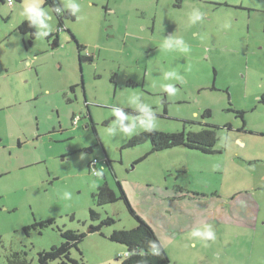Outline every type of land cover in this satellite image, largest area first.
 Segmentation results:
<instances>
[{"label": "rangeland", "instance_id": "obj_1", "mask_svg": "<svg viewBox=\"0 0 264 264\" xmlns=\"http://www.w3.org/2000/svg\"><path fill=\"white\" fill-rule=\"evenodd\" d=\"M24 2L0 0V264L16 255L38 264L65 230L84 235L75 260L122 264L126 247L109 236L137 221L121 200L98 203L102 186L119 195V184L171 264H264V0H74L80 11L63 20L71 33L61 31L55 49L38 29L32 40L17 30ZM195 9L203 16L191 23ZM72 34L92 62L81 65ZM170 38L189 51L165 48ZM145 106L155 131L215 127V153L127 147L145 130ZM90 209L115 222L90 233L100 221ZM205 225L215 240L191 235Z\"/></svg>", "mask_w": 264, "mask_h": 264}, {"label": "trees", "instance_id": "obj_2", "mask_svg": "<svg viewBox=\"0 0 264 264\" xmlns=\"http://www.w3.org/2000/svg\"><path fill=\"white\" fill-rule=\"evenodd\" d=\"M20 0H11V4L7 0H1V3H7L9 7H12L14 2ZM63 11L60 15L55 14L57 18L58 25H61L63 20L71 19L75 20L76 16H73L70 11L66 8H62ZM18 29L23 34H29L31 38H34L37 34V29L30 27L27 21H22ZM81 61L87 59V57L79 56ZM264 103V95L261 97V101ZM210 114L206 112L203 116ZM79 116L73 117V122L78 121ZM152 145L153 152H158L164 149H169L176 146H182L191 149H197L203 153H215L214 146L217 144L218 136L216 128L211 126L209 128H202L200 131H189V132H160L151 130H144L142 132H137L132 136L130 141L127 143V147L141 145L143 143L149 142ZM94 160H92L93 162ZM89 166L90 170L93 168L98 170L97 162L95 165ZM89 170V171H90ZM97 173V171H95ZM95 175V174H93ZM120 194H116L107 185H104L100 188L98 193V203L101 204H112L121 200L125 203L128 210L134 215L135 220L137 221V227L130 230H113L109 236V239L113 242L120 243L126 247V253L122 264H171V260L168 257L164 249V245L160 241L157 234L154 232V229L147 223L144 219L139 217L133 208L129 204V200L119 184ZM90 217L92 220L99 221L98 226L90 227L89 232L93 233L101 229L103 226H110L115 222L111 217H104L100 219V214L94 210L90 209ZM53 220H41L36 222V226H41L47 228L53 224ZM62 238L65 240L64 243L53 246L49 251H40L38 253L37 261L38 264H52L57 262V264H84L81 259L75 260L71 255V249L75 248L78 250V244L82 241L84 235L76 233L74 230H65L61 233ZM150 241H153L158 246L159 255L153 254L152 244ZM1 242V237H0ZM15 256L16 260L11 261L10 264H28L26 259H20Z\"/></svg>", "mask_w": 264, "mask_h": 264}, {"label": "clouds", "instance_id": "obj_3", "mask_svg": "<svg viewBox=\"0 0 264 264\" xmlns=\"http://www.w3.org/2000/svg\"><path fill=\"white\" fill-rule=\"evenodd\" d=\"M11 3V0H9ZM43 4V0H25L23 9L21 11V16H23L24 20L28 22L30 27H34L38 29V35L40 36H48L51 32V25L50 21L53 19L50 12L44 9L41 5ZM55 11L58 15H60L63 11L61 7H54ZM64 8H67L73 16H76L80 11V5L74 0H68V2L64 5ZM203 16V13L200 12L198 9H195L190 14V21L191 23H196L200 21ZM164 47L167 49L177 48L181 52L187 53L189 51L187 45L184 44L182 38H170L165 40ZM166 76L169 78L178 77L177 73L174 71L166 73ZM167 90L174 92L175 88L173 85L169 84L165 86ZM138 96L133 95L131 98V103L138 107L137 105ZM144 113L143 119L139 121V124L145 130H151L154 127L153 115L151 110L145 106L140 109ZM115 115L117 118L123 122L126 117L122 114L121 110H115ZM136 128L125 126L122 128V131L131 134L135 131ZM113 133V129L109 130ZM66 196L70 197V193H66ZM195 238H200L202 240H215V233L211 230V225H205L202 229H196L191 234ZM152 244L153 254L159 255L158 246L155 242L150 241Z\"/></svg>", "mask_w": 264, "mask_h": 264}, {"label": "flooded vegetation", "instance_id": "obj_4", "mask_svg": "<svg viewBox=\"0 0 264 264\" xmlns=\"http://www.w3.org/2000/svg\"><path fill=\"white\" fill-rule=\"evenodd\" d=\"M45 1V5H43L44 7H51L52 9H53V13H54V15L55 14H57L56 13V11H55V8L54 7H61V8H63L62 6H61V2H60V0H44ZM155 23V22H154ZM154 23H153V25H152V27H151V30H153V28H154ZM70 28H68V26L67 25H65L64 24V21L62 22V24L61 25H58V28H57V30L53 33H50L49 35H48V37L50 36V37H52L53 39H54V42H53V45H52V47L55 49V48H58V46H59V43H58V41H59V36H60V32L61 31H66L67 30V32H70V30H69ZM17 30L19 31V29H18V27H17ZM20 32V31H19ZM22 33V32H21ZM71 33V32H70ZM23 34V33H22ZM23 35H28L29 36V38L32 40V39H34L35 37H36V35H35V37L34 38H31L30 37V35L29 34H23ZM71 38L76 42V45H77V48H78V51H77V53H78V57L81 55L82 57H87V59L86 60H84V61H81L80 60V57H79V60H80V62H81V65L84 63V62H92L93 61V56L92 55H88L87 53V48L84 46V45H82L80 42H78L77 41V39L74 37V34H72L71 35ZM116 77H117V75L115 74L114 75V78L116 79ZM127 86L128 87H135V82H133V80H129L128 82H127ZM86 106H87V103H86ZM88 107V106H87ZM206 112H210V114H211V111L210 110H206L205 111V113ZM204 113V114H205ZM210 114H207L206 116H209ZM203 115V114H202ZM88 116L89 117H91V115H90V111L88 110ZM80 120H81V118L79 117V119H78V121H76V122H73V125L72 126H77V125H79V122H80ZM36 224V222L33 224V225H30V226H28V227H26V229H29V228H31V229H36L37 227L38 228H43V227H41V226H36L35 225ZM13 262V260H10L9 261V264H10V262Z\"/></svg>", "mask_w": 264, "mask_h": 264}, {"label": "built area", "instance_id": "obj_5", "mask_svg": "<svg viewBox=\"0 0 264 264\" xmlns=\"http://www.w3.org/2000/svg\"><path fill=\"white\" fill-rule=\"evenodd\" d=\"M7 1L9 2V0H7ZM9 4H11V3H9ZM96 162H97V161H96V160H94V161L92 162V164H93V165H95V164H96ZM93 170H94V168H93ZM93 174H96V172H95V171H93Z\"/></svg>", "mask_w": 264, "mask_h": 264}]
</instances>
